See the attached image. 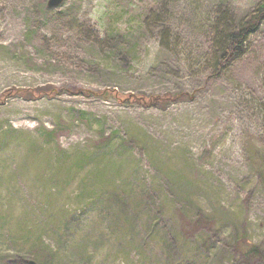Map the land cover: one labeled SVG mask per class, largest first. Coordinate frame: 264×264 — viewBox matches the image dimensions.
Wrapping results in <instances>:
<instances>
[{
	"label": "rangeland",
	"instance_id": "1",
	"mask_svg": "<svg viewBox=\"0 0 264 264\" xmlns=\"http://www.w3.org/2000/svg\"><path fill=\"white\" fill-rule=\"evenodd\" d=\"M48 1L0 0V264H264V0Z\"/></svg>",
	"mask_w": 264,
	"mask_h": 264
},
{
	"label": "trees",
	"instance_id": "2",
	"mask_svg": "<svg viewBox=\"0 0 264 264\" xmlns=\"http://www.w3.org/2000/svg\"><path fill=\"white\" fill-rule=\"evenodd\" d=\"M263 18H264V4L259 6L258 13L252 15L250 17L249 21H246L245 23H243L241 25V27L237 33L234 32L230 35V37L228 38V40L226 42V46L223 48V51L221 53L222 64L228 62L233 56H235L236 54H238L242 50L244 34L251 31L250 29H255L258 26V24L263 20ZM179 95H181V94H179ZM153 100L154 99H152V101H149V103L154 102ZM199 221H197L196 226L199 225ZM245 246L246 245L244 244V247ZM250 247H251V249L256 248V246H254V245H252Z\"/></svg>",
	"mask_w": 264,
	"mask_h": 264
},
{
	"label": "water",
	"instance_id": "3",
	"mask_svg": "<svg viewBox=\"0 0 264 264\" xmlns=\"http://www.w3.org/2000/svg\"><path fill=\"white\" fill-rule=\"evenodd\" d=\"M64 0H49L48 1V6L51 7V8H54V7H57L59 6L60 4L63 3ZM29 264H38L36 261L34 260H29L28 262Z\"/></svg>",
	"mask_w": 264,
	"mask_h": 264
}]
</instances>
